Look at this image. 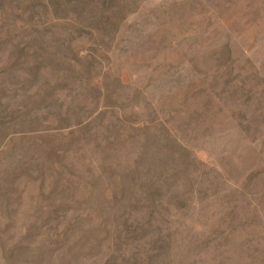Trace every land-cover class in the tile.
I'll list each match as a JSON object with an SVG mask.
<instances>
[{"label":"rangeland","instance_id":"374dc122","mask_svg":"<svg viewBox=\"0 0 264 264\" xmlns=\"http://www.w3.org/2000/svg\"><path fill=\"white\" fill-rule=\"evenodd\" d=\"M0 264H264V0H0Z\"/></svg>","mask_w":264,"mask_h":264}]
</instances>
